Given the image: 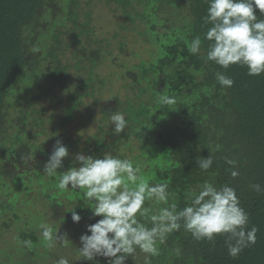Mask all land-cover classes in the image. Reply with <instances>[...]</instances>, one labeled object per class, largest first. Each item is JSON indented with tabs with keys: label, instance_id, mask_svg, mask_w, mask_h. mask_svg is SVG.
<instances>
[{
	"label": "trees",
	"instance_id": "1",
	"mask_svg": "<svg viewBox=\"0 0 264 264\" xmlns=\"http://www.w3.org/2000/svg\"><path fill=\"white\" fill-rule=\"evenodd\" d=\"M96 5L114 7L133 24L138 20L143 27L138 36L153 52L150 59L122 71L131 80L129 88L134 91L136 85L138 90L112 111L126 114L124 132L111 135L116 139L109 144L100 131L87 136L83 153L102 158L107 152L129 159L149 184L167 183L171 193L167 204L146 200L145 207L176 204L183 208L190 203L189 192L198 191L205 181L216 187L228 184L248 213L247 228L258 229L255 244L236 258L228 255L225 236L197 241L181 229L157 245L159 255L152 258V264H264V190L251 188L258 183L264 189V74L249 76L246 67L223 69L206 62L209 42L204 33L211 26L203 20L206 0H0V192L7 198L0 197V264H36V260L47 264L53 258L56 262L62 252L70 264H94L82 260L78 249L86 227L100 217H92L91 202L82 191L59 190V175L43 174L56 141L39 144L30 138L45 128L42 102L49 97L48 84L69 81L71 67L62 58L71 51L74 69L87 76L66 90L63 116L51 131L62 129L60 138L69 151L79 148L78 140L66 138V129L77 118L81 99L91 96L88 89L93 90L97 79V58L105 53L94 35ZM256 14L264 19L258 10ZM196 36L203 41L201 52L191 54L189 44ZM217 72L233 79V86H220ZM160 95L174 97L176 104L160 108ZM53 101L61 104L56 96ZM108 112L103 114H112ZM48 118L53 120V115ZM31 128L41 131L31 135ZM131 139L137 143L134 155ZM121 140L124 150L114 148ZM209 155L212 166L201 170L196 161ZM228 159L236 162L234 168L226 163ZM73 160L70 155L65 158L58 172L67 171ZM233 170L239 172L235 178ZM73 209L81 216L79 223L71 219ZM9 212L13 215L10 223L5 219ZM142 222L151 226L147 218ZM41 224L66 238L53 241L50 248L41 236ZM23 240H31V247L23 246ZM143 259L144 254L137 251L126 264H143ZM97 260L107 264L104 258Z\"/></svg>",
	"mask_w": 264,
	"mask_h": 264
},
{
	"label": "clouds",
	"instance_id": "2",
	"mask_svg": "<svg viewBox=\"0 0 264 264\" xmlns=\"http://www.w3.org/2000/svg\"><path fill=\"white\" fill-rule=\"evenodd\" d=\"M207 14L204 23L211 25L204 33L208 41L205 60L215 62L223 69L231 65L247 68V75L264 74V19L258 18L256 11L264 17V0H206ZM203 41L194 37L189 44L191 54L201 52ZM216 81L225 88H231L233 79L223 72L216 73ZM160 108L176 104L174 97L160 95ZM113 134L119 136L128 125L126 114L120 111L110 115ZM69 156L68 148L57 140L48 160L43 166L47 177L59 175L56 187L82 191L84 199L91 202L88 207L92 217H100L95 223L86 227L80 236L78 249L82 260L99 264L97 258H104L107 264H126L134 259L137 251L144 254L143 264H152V258L159 255L158 244L165 243L167 237L183 229L197 241H212L214 237L225 236L228 255L236 258L250 245L255 244L258 229L247 228L248 213L240 205L236 190L225 184L216 187L205 181L198 186V191L189 192L187 203L183 208L176 204L163 207H145V201L155 205L167 204L171 193L167 183L149 184L141 175V169L134 167L129 159H120L110 153L102 158L78 153L73 166L67 171L58 172L63 161ZM201 170L207 171L213 160L200 157L196 161ZM226 163L235 167L234 160ZM79 165V166H75ZM239 172L231 171L233 178ZM251 188L261 192L260 184ZM74 223H79L81 216L70 211ZM149 219L151 226L142 222ZM41 236L53 247V241L63 240L66 236L54 233L48 224H41ZM20 243L30 248L31 240ZM176 254H180L177 248ZM56 264H70L66 257H60Z\"/></svg>",
	"mask_w": 264,
	"mask_h": 264
},
{
	"label": "rangeland",
	"instance_id": "3",
	"mask_svg": "<svg viewBox=\"0 0 264 264\" xmlns=\"http://www.w3.org/2000/svg\"><path fill=\"white\" fill-rule=\"evenodd\" d=\"M93 12L94 35L96 39L100 40L98 46H100V49L105 53L97 58L98 63L94 69V78L97 79L96 81L94 80L92 84L93 90L92 88L88 89L91 96L81 99V104L78 107L76 115L77 118L71 123L69 129H66L68 132L66 138L74 141L78 140L79 142V148H75V150L72 148V150L69 151V155L73 158L78 153L84 154L82 143L85 138L87 136H94L98 134L99 131L102 133L105 143L109 144L115 141L116 136H111L114 134L113 131H110V127H112L110 120L111 114L106 113V116V114H103V111L107 109V111L112 113V111L126 101V99L137 95L138 90L136 85H132L133 88H136L134 91L129 88L131 80L127 79L122 71L126 68H130L132 65L138 64L140 61L143 62V60L150 59L152 56L151 52H153L151 46L147 45L145 41L138 36V33L143 31V27L138 20H135L134 24L128 22L119 10L104 5H96L93 7ZM93 47L97 49L96 46L93 45ZM62 59L71 67L69 70L70 78L66 83L65 81H61L56 84H48L51 87V91L49 97L47 96L45 101L42 102L45 109L42 113V117L46 121L44 123L45 128L42 130L41 135L30 138L39 144H43V142L52 139L53 141L60 140L62 143L65 142V139L60 138L62 129L54 130L56 131L54 134L51 128L58 127L59 119L63 116L62 109L67 101L66 95H64L68 92L66 90H72L81 78H86L87 76L83 72H78L74 69L75 62L74 58L71 56V51H68ZM83 63L88 65L89 62L85 60ZM123 65H125V67ZM100 80L104 82L100 84ZM64 84L67 86L63 87ZM55 96L59 98L61 104L57 105L53 101V97ZM51 114L53 115V120L48 118V115ZM105 116L106 119H104ZM40 131L41 130L38 128L29 129L31 135ZM124 142L125 141L121 140L113 147L124 150ZM131 145V150H135L131 155H134L137 152L136 141L133 140L132 142L131 139ZM126 153L130 154L129 151ZM34 162L36 163L37 161L34 160ZM6 179L10 181L8 178ZM0 197L4 198V200L7 199L3 192H0ZM5 219L10 223L13 220L12 213L9 212L5 214ZM9 231H11V229H9ZM59 255L63 256L64 252H62V254L59 253ZM54 260L55 258H53L51 263L46 262L47 264H56ZM35 262L36 264L42 263L40 260H36Z\"/></svg>",
	"mask_w": 264,
	"mask_h": 264
}]
</instances>
